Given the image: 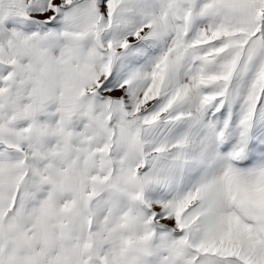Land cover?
I'll list each match as a JSON object with an SVG mask.
<instances>
[{
	"label": "snow or ice",
	"instance_id": "6c2138e0",
	"mask_svg": "<svg viewBox=\"0 0 264 264\" xmlns=\"http://www.w3.org/2000/svg\"><path fill=\"white\" fill-rule=\"evenodd\" d=\"M0 264H264V0H0Z\"/></svg>",
	"mask_w": 264,
	"mask_h": 264
}]
</instances>
